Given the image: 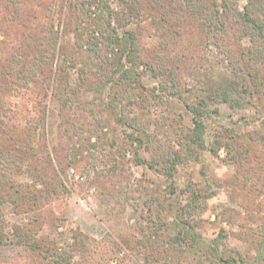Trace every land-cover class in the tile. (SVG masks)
Wrapping results in <instances>:
<instances>
[{"label": "rangeland", "instance_id": "obj_1", "mask_svg": "<svg viewBox=\"0 0 264 264\" xmlns=\"http://www.w3.org/2000/svg\"><path fill=\"white\" fill-rule=\"evenodd\" d=\"M104 1L119 11L117 0ZM139 2L124 14L141 59L175 69L188 103H195V74L224 66L227 45L237 52L249 46L229 29L223 37H205L196 18L178 9L177 0ZM79 3L0 0V148L20 159L12 167L0 165V263L22 260L26 249L15 244L13 227L28 224L54 241L49 254L70 264H223L221 257L253 253L256 216L264 215V188L251 187L254 159L264 164L262 146L253 148L258 156L248 155L242 167L228 163L223 149L217 156L205 150L198 160L174 164L168 172L155 150L129 138L133 132L118 120L119 106L108 102L114 89L107 87L99 98L87 84L88 79L99 83L107 70L97 68L96 59L83 62L85 38L76 29L89 19L78 10ZM244 3L236 1L238 8ZM161 26L178 35L165 39ZM98 49L101 57L109 53L104 40ZM82 64L87 79L80 74ZM141 85L133 98H146L134 111L151 137L158 135L167 145L192 127L182 99L165 92L160 94L168 103L152 98L148 89L157 87L158 80L149 74H143ZM202 121L207 147L222 128L264 136L259 109L210 104ZM172 145L179 150L174 140ZM246 172L249 186L235 188V176ZM59 180L65 191L51 193ZM15 189L22 190L23 198ZM187 235L192 247L176 240ZM68 254L71 258L65 259ZM37 259L49 264L42 255Z\"/></svg>", "mask_w": 264, "mask_h": 264}, {"label": "trees", "instance_id": "obj_2", "mask_svg": "<svg viewBox=\"0 0 264 264\" xmlns=\"http://www.w3.org/2000/svg\"><path fill=\"white\" fill-rule=\"evenodd\" d=\"M117 1L119 11H113L104 0H80L77 8L89 20L84 23L83 28L76 30L81 32L80 39L85 38V41L80 45V52L85 57L83 62H93L96 59L98 64L96 63L95 66L107 70L104 79L99 80V83L96 84L88 79L87 84H91V90H95L99 98L107 87L110 91L114 89L112 94L108 93L110 96L108 102L111 107L119 106L118 120L127 124L131 133L133 132L129 138L135 136L134 140L139 142V145H144L146 150H155L156 157L162 164L167 165L165 168H168V172L173 170L174 164L188 159L198 160L205 150L211 156H217L218 150L223 149L225 160L237 167H242L245 164L248 155L256 158L258 155L255 154L253 148L256 145H261L264 150V136L254 131L238 134L233 129L222 128L216 132L214 139L207 147L203 139L205 126L202 120L206 115L207 107L216 103H223L230 110L254 108L264 112V0H245L241 8L237 7V0H177L178 9L188 14V17L196 18L201 34H204L205 37L218 34L217 36L220 38L223 37V32L229 29L239 41L244 38L249 41V46L243 50L240 49V52H237L235 47L230 44L227 45L224 49L226 60L224 66L207 68L204 72L193 76L196 82L194 91L197 92L196 94L193 92L195 94L194 104L183 99V91L177 85L179 80L175 69L165 66L160 61L155 62V65H149L141 59L137 37L133 31L126 28L128 23L124 14L126 10L133 9L137 2L139 4V0ZM167 13V10L163 11V14ZM177 35V32L168 34L165 26H161V36L165 39L176 38ZM103 40L106 41L109 53L101 57L98 46L103 43ZM61 65L60 63L59 67ZM81 66L80 74H83L85 79L89 78L88 71L83 69V64ZM142 67H144V71ZM143 74H149L158 80L157 87L148 89L152 98L161 103H168L169 98L161 95L163 92L169 97H178L183 100L186 110L192 114V127L184 131L181 136L168 140L167 145L162 144L158 135L151 137L148 127L141 124L142 120L134 111L135 107L142 102L141 100L146 98L139 95H137L138 99L133 98L136 96L135 88L143 89L141 85ZM80 80L83 81L82 76ZM160 92L162 93L160 94ZM184 92L188 93L185 89ZM124 109L131 111L130 113L133 115L129 116L124 112ZM126 120H128L127 123H125ZM173 140L179 146L178 151L172 145ZM151 145L154 147L152 148ZM18 158L16 154H11L10 151L0 148V165L2 167L14 166L20 160ZM153 160L159 163V161ZM254 162L255 165L252 166V182L254 183L251 187L261 192L264 188V164L258 163L256 159ZM148 166L152 168L150 163ZM246 168L252 171L249 165ZM242 174L235 176L233 183L235 188L240 187L241 184L248 185L250 180L248 172L244 176ZM3 184L0 182V185ZM64 191V183L59 180L51 193L57 194ZM14 193H19L21 197L24 196L20 189H15ZM0 198L3 199L1 196ZM11 201L15 203L12 199ZM251 216L253 217V215ZM256 218L258 225L252 237L253 253L235 252V258L221 257L218 259L219 261L223 264H264V215H257ZM39 231V226L32 224L13 227L15 244L24 246L26 250L19 263L12 262L11 264H42L40 260H36L39 255H42L43 260L46 259L49 264H70L59 257L54 258L52 253L49 254V251L52 250L50 244L55 245V243L41 235ZM220 234L218 237H222ZM178 239L192 247V237L187 235L182 239L176 238V240ZM2 241L1 232L0 244ZM219 242L218 238L213 240V252L216 254ZM70 258V254H68V258L65 257V259Z\"/></svg>", "mask_w": 264, "mask_h": 264}]
</instances>
